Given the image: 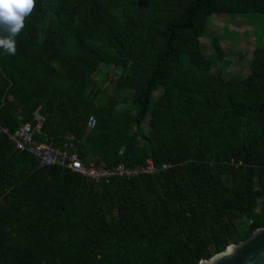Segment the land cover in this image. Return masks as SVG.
<instances>
[{
	"label": "trees",
	"instance_id": "trees-1",
	"mask_svg": "<svg viewBox=\"0 0 264 264\" xmlns=\"http://www.w3.org/2000/svg\"><path fill=\"white\" fill-rule=\"evenodd\" d=\"M215 14L264 25V0H36L15 55L0 49V264H198L264 227V44L248 76L212 73ZM101 67L120 71L110 90ZM38 107L55 146L170 168L100 186L39 169L1 131Z\"/></svg>",
	"mask_w": 264,
	"mask_h": 264
},
{
	"label": "built area",
	"instance_id": "built-area-1",
	"mask_svg": "<svg viewBox=\"0 0 264 264\" xmlns=\"http://www.w3.org/2000/svg\"><path fill=\"white\" fill-rule=\"evenodd\" d=\"M44 123L45 117L38 107L33 112L31 123L22 124L13 133L8 132L7 129L1 130L7 135L13 149L32 156L39 169L59 167L90 181L94 186H100L109 184L113 180H131L159 175L170 168L169 164L156 165L151 160L136 167H127L124 164L107 167L99 156L81 157L77 152V146L70 138L60 146H55L42 132ZM95 124V118L89 116L86 122L87 130L94 128Z\"/></svg>",
	"mask_w": 264,
	"mask_h": 264
},
{
	"label": "rangeland",
	"instance_id": "rangeland-1",
	"mask_svg": "<svg viewBox=\"0 0 264 264\" xmlns=\"http://www.w3.org/2000/svg\"><path fill=\"white\" fill-rule=\"evenodd\" d=\"M214 36L220 38L226 58L223 64L220 62L212 68V73L220 72L225 77H233L236 74L248 76V62L255 40L262 39L264 44V25L260 17L248 15L227 18L224 14L213 15L200 40L202 51L209 58L214 56V49L210 45V38ZM119 73V69L113 71L111 68L101 67L95 72L92 80L102 88L110 90V78H115Z\"/></svg>",
	"mask_w": 264,
	"mask_h": 264
},
{
	"label": "clouds",
	"instance_id": "clouds-1",
	"mask_svg": "<svg viewBox=\"0 0 264 264\" xmlns=\"http://www.w3.org/2000/svg\"><path fill=\"white\" fill-rule=\"evenodd\" d=\"M36 7V0H0V49L15 55L16 37Z\"/></svg>",
	"mask_w": 264,
	"mask_h": 264
},
{
	"label": "water",
	"instance_id": "water-1",
	"mask_svg": "<svg viewBox=\"0 0 264 264\" xmlns=\"http://www.w3.org/2000/svg\"><path fill=\"white\" fill-rule=\"evenodd\" d=\"M198 264H264V227Z\"/></svg>",
	"mask_w": 264,
	"mask_h": 264
}]
</instances>
